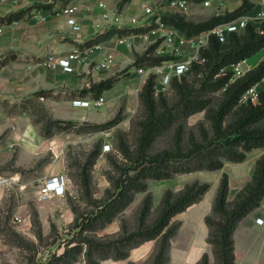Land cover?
<instances>
[{"label": "rangeland", "instance_id": "rangeland-1", "mask_svg": "<svg viewBox=\"0 0 264 264\" xmlns=\"http://www.w3.org/2000/svg\"><path fill=\"white\" fill-rule=\"evenodd\" d=\"M70 1L78 3L75 24H70L67 13L58 9ZM98 1L38 0L36 5L25 6L24 0H0V177L3 179L0 184V264H87V259L97 264H150L159 237L139 243L130 237L141 219L144 198L150 197L149 210L142 219L148 226L160 212L166 189L174 195L194 180L206 181L210 186L219 180L223 171L231 170L239 162L215 152L223 162L220 168L182 171L168 178H147L146 189L133 191L128 203L109 221L93 219V213L117 190L124 171L133 172L128 165L134 157L139 121L145 116L139 93L146 83L133 70L150 63L155 56V49L149 48L151 42L142 35L145 27L138 31L109 27L112 23L109 16L141 11V0H103L104 10L109 13L103 21L106 27L99 22L91 25L93 19L98 20ZM193 1L190 12L182 15L194 21L232 11L242 2L209 0L208 4H203L204 0ZM16 12H20L19 17L7 23L6 17ZM157 39L155 42L162 40ZM98 42L101 43L99 55L106 51L112 53L111 61L104 67L96 66L99 55H88L85 61L75 63V70L69 73L50 63L52 55L73 47L82 50ZM263 58L264 49H260L250 61L247 59L245 70L255 67ZM201 74V71H192L185 76V81L197 86ZM110 76L115 77V81L111 88L100 93L104 96L102 104H73L74 99L93 98V91L88 90L92 83ZM260 80L264 81V76ZM223 90L221 87L204 95L216 106L223 97ZM163 95L169 105L178 98L173 86ZM77 106L91 107L81 117L95 122L82 123L83 118L75 117L73 110ZM238 106L225 115L223 125L237 117ZM119 109L122 118L116 124L101 125ZM55 118L63 121L53 122ZM178 124L182 125L184 150L191 146V138L202 143L213 139L211 122L203 109L187 116L178 115L172 125L155 137L148 152L171 148ZM254 125L263 127L264 120ZM204 131L206 138H203ZM103 143H108L109 148L103 149ZM213 143L217 142L209 143L208 148ZM57 172L68 177L65 192L42 194L43 180ZM249 180L230 194L229 205ZM199 212L198 206H193L170 219V223L179 222L170 238L171 252L177 255L186 246L191 225L196 224L192 219ZM64 249L70 250L58 258ZM79 249L81 251L77 252ZM118 252L124 255L117 258ZM210 254V261L207 254L208 264H217L212 245ZM260 260L264 264V253Z\"/></svg>", "mask_w": 264, "mask_h": 264}, {"label": "trees", "instance_id": "trees-1", "mask_svg": "<svg viewBox=\"0 0 264 264\" xmlns=\"http://www.w3.org/2000/svg\"><path fill=\"white\" fill-rule=\"evenodd\" d=\"M45 6H50V4L45 3ZM253 6L254 3L252 1L242 0L240 5L232 11L215 14L200 21L188 19L179 13L163 16L162 19L173 24L185 34L191 35L208 29L217 23L230 20L252 9ZM19 15L20 12L9 14L6 17V22L17 19ZM116 29L120 31L135 29L138 31L142 30V27H118ZM156 43H151L149 48L153 49ZM262 47H264V22L258 28L249 23L242 32L229 33L225 41H219L214 36H211L208 47L201 51L205 56L204 63L193 65L195 73L202 72L200 80L197 82L198 85L194 86L187 83L185 76L180 79L173 78L171 86L175 88L178 98L170 105L162 93L159 94L158 98H155L152 80L148 79L146 81L139 93L145 116L139 121L140 132L137 137L134 157L130 159V164L128 165V169H132L133 172L124 171V177L119 178L116 185L117 190L93 213V219L109 221L117 212L124 208L131 199L133 191L146 189L147 178H168L177 172L193 169H217L222 166L223 162L220 157L214 155L215 152L229 159L241 161L251 148L264 146V126L257 127L254 125L264 120V90L260 91L257 103H238L239 95L248 86L259 81L264 76V58L255 67L232 81L229 80L232 71L224 69L229 63L237 62L246 57L251 58ZM165 57L163 55H155L151 58L150 63H158ZM114 81L115 77L111 76L100 79L93 82L88 90H92V97L97 98L103 90L111 88ZM221 87H224L223 97L216 106H212L210 99L204 93L218 90ZM88 90L83 92H88ZM235 105H239L237 117L223 125L225 115ZM203 109L211 122L213 139H208L202 143L191 138V146L184 150L181 147L182 125L178 124L171 148H162L153 153L148 152L155 137L172 125L178 115L187 116L192 112ZM121 118V109H119L112 118L101 125H114ZM62 121L63 119L59 118L53 119V122L56 123ZM206 137L207 133L204 131L203 138ZM208 142L217 143H213L212 147L208 148ZM216 149L218 151H215ZM228 187V174L223 171L212 201L211 214L204 216V221L209 229L207 241L213 247L217 264L234 263V229L238 221L251 209L258 206L264 196V153L257 158L251 179L237 192L230 205L227 199ZM208 188V182L194 180L186 183L174 195L170 189H166L161 199L160 212L155 221L148 226L143 224L142 219L149 210L150 197L146 196L144 198L140 211L141 219L136 229L131 231L130 237L136 238L135 243L156 236L159 237L158 245L150 264L167 263L170 238L179 225L178 221L170 223V219L177 212L184 210L190 204L201 199ZM70 249H76V247H70ZM70 249H64L62 253L57 255L58 258L63 257ZM79 251L81 249L77 250V252ZM123 255V252H118L115 256L119 258ZM87 264H97V262L87 259ZM196 264H208L206 252L202 253Z\"/></svg>", "mask_w": 264, "mask_h": 264}, {"label": "built area", "instance_id": "built-area-1", "mask_svg": "<svg viewBox=\"0 0 264 264\" xmlns=\"http://www.w3.org/2000/svg\"><path fill=\"white\" fill-rule=\"evenodd\" d=\"M254 6L252 9L237 15L236 17L215 24L214 26L202 30L191 35L185 34L183 31L175 27L173 24L163 21L162 17L173 13L188 14L191 6L195 3L193 0H162L157 5V0H141L140 14L118 13L109 16L112 21L111 27H145L142 34L148 42H155L157 38L162 40L154 47L155 55L166 56L158 63H144L134 68L133 72L142 81L152 80V89L154 95L164 94L170 88L173 78L180 79L182 76H188L193 71L194 64H202L205 61V56L201 53L202 50L208 47L210 37L214 36L219 41H225L231 32L242 31L247 24H252L256 28L264 22V0H252ZM36 0H24L25 6L36 5ZM209 0H204L203 4H208ZM104 1H98V8H101V17L109 14L104 10ZM58 9L66 12L67 20L70 24L76 23L74 16L78 10V3L74 1L67 2ZM41 11H45L42 9ZM94 23H91L93 26ZM101 43H95L84 47L82 50L73 47L70 51L52 55L50 63L52 66L59 68L62 72L69 73L75 70V63L85 61L88 55H99ZM261 49H264L262 47ZM167 52V53H166ZM98 53V54H97ZM96 66L104 67L112 59V53L106 51L102 55L96 56ZM248 58H243L237 62L226 65L232 71L230 81L241 77L245 72L244 64ZM264 90V81L259 80L248 86L238 97V103L253 104L258 102L259 93ZM103 95L97 98L90 99H74L73 104L80 106L102 104ZM109 144L103 143V149H108ZM3 179L0 177V184ZM68 187V177L63 172H57L47 176L40 188V192L44 195L63 194ZM264 207V204H263ZM255 222L264 224V213L261 216L255 217Z\"/></svg>", "mask_w": 264, "mask_h": 264}, {"label": "crops", "instance_id": "crops-1", "mask_svg": "<svg viewBox=\"0 0 264 264\" xmlns=\"http://www.w3.org/2000/svg\"><path fill=\"white\" fill-rule=\"evenodd\" d=\"M38 2V0H36ZM1 7V5H0ZM101 8H97L98 20H92L94 24L97 22L102 23L103 26L105 18L100 16ZM113 11H111L112 13ZM138 12V13H136ZM127 14H140L141 11H125ZM112 26V23L109 27ZM261 57V56H260ZM260 59V58H259ZM250 61V58H249ZM85 96V95H84ZM91 107H75L73 115L77 118L81 117L84 112L90 110ZM71 110V109H70ZM82 120V119H81ZM264 153V146H257L249 151L245 158L239 161L236 165L231 167V170L225 171L228 174L229 180V200L230 194L236 189L240 188L245 180L251 179V175L256 163L257 158ZM221 176V175H220ZM219 180L212 182L209 188L203 193L199 201L194 202L187 206V209L193 206H198V216L193 217L192 221H196L195 225H191V232L187 238V243L184 248L179 250L176 255L169 249V258L166 264H196L202 253L206 252L210 261V247L207 242L208 226L204 221V215L211 212L212 201L216 194ZM233 188V189H232ZM264 196L262 197L260 204L251 209L245 214L237 223L234 232V252L235 259L233 264H261V256L264 253V224L255 222L256 216H261L264 213ZM178 256V257H175ZM176 260V261H175ZM101 264H107L102 262Z\"/></svg>", "mask_w": 264, "mask_h": 264}, {"label": "water", "instance_id": "water-1", "mask_svg": "<svg viewBox=\"0 0 264 264\" xmlns=\"http://www.w3.org/2000/svg\"><path fill=\"white\" fill-rule=\"evenodd\" d=\"M95 121L89 120V119H82V123H93Z\"/></svg>", "mask_w": 264, "mask_h": 264}, {"label": "bare ground", "instance_id": "bare-ground-1", "mask_svg": "<svg viewBox=\"0 0 264 264\" xmlns=\"http://www.w3.org/2000/svg\"><path fill=\"white\" fill-rule=\"evenodd\" d=\"M256 59V58H255ZM249 61V60H248Z\"/></svg>", "mask_w": 264, "mask_h": 264}]
</instances>
